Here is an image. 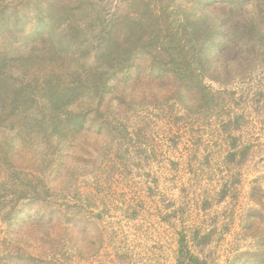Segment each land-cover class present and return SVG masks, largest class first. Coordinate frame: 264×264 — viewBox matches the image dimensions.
<instances>
[{
  "label": "rangeland",
  "instance_id": "374dc122",
  "mask_svg": "<svg viewBox=\"0 0 264 264\" xmlns=\"http://www.w3.org/2000/svg\"><path fill=\"white\" fill-rule=\"evenodd\" d=\"M23 4L38 1L0 0ZM31 28L0 55L41 52ZM138 61L100 114L94 99L47 199L0 219V264H264V63L197 86Z\"/></svg>",
  "mask_w": 264,
  "mask_h": 264
},
{
  "label": "trees",
  "instance_id": "16d2710c",
  "mask_svg": "<svg viewBox=\"0 0 264 264\" xmlns=\"http://www.w3.org/2000/svg\"><path fill=\"white\" fill-rule=\"evenodd\" d=\"M37 1L11 15L0 7L3 40L21 35L30 19L32 41L42 45L39 53L33 46L25 55H0L2 221L21 201L47 199L55 187L50 178L65 166L63 153L89 128L94 99L100 114L116 85L140 72V58L163 78L197 86L207 74L220 81L212 72L226 78L264 63V0ZM181 255L177 264H203Z\"/></svg>",
  "mask_w": 264,
  "mask_h": 264
}]
</instances>
